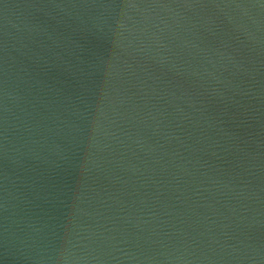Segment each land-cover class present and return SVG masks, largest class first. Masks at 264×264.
<instances>
[{"label":"water","instance_id":"1","mask_svg":"<svg viewBox=\"0 0 264 264\" xmlns=\"http://www.w3.org/2000/svg\"><path fill=\"white\" fill-rule=\"evenodd\" d=\"M0 264H264V0H0Z\"/></svg>","mask_w":264,"mask_h":264}]
</instances>
